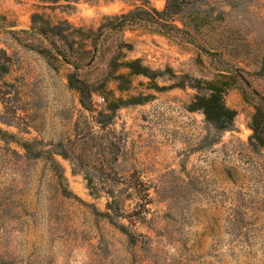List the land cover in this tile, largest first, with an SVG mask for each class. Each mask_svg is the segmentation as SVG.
<instances>
[{"label":"rangeland","instance_id":"rangeland-1","mask_svg":"<svg viewBox=\"0 0 264 264\" xmlns=\"http://www.w3.org/2000/svg\"><path fill=\"white\" fill-rule=\"evenodd\" d=\"M139 3L0 0L10 56L0 72V264H264V148L247 143L264 96V0H200L208 20L184 28L174 18L184 28L175 36L141 21L109 26L106 16ZM114 55L162 72L129 74L119 89L113 75L128 67L111 65ZM72 71L101 83L92 110L67 84ZM206 85L235 110L229 128L188 108ZM104 96L138 101L101 124ZM34 139L31 148L66 156L29 155L23 142ZM111 187L118 210L106 206Z\"/></svg>","mask_w":264,"mask_h":264},{"label":"trees","instance_id":"trees-1","mask_svg":"<svg viewBox=\"0 0 264 264\" xmlns=\"http://www.w3.org/2000/svg\"><path fill=\"white\" fill-rule=\"evenodd\" d=\"M55 1V0H50ZM200 0H164V4L161 8H156L152 5L148 4V0H140L139 4L134 5L132 8L128 10L116 14H112L106 16V19L114 20L111 27H121L123 24L132 23L136 21H141L144 23L152 24L161 31L171 35L172 28L174 30H184L185 26H187L191 20L198 19L200 22H205L208 20L210 16V11L207 9L199 10L197 7V2ZM174 18H178L182 23L183 27H178L174 23L170 22ZM193 26L196 23H192ZM101 25H105V22L100 23ZM117 55V54H116ZM116 55L112 56L110 60L111 65L121 64L128 67L127 72H120L114 74V78L116 79V86L119 89H125L128 87V75L129 74H143L148 76L149 78L154 79L156 75L160 74L162 70L159 69H151L150 67L143 65L139 62L138 58H132L129 60L116 61ZM10 59V56L6 54L5 50L0 48V72L8 69L7 60ZM74 66H77L76 64ZM169 70V69H166ZM173 76V75H171ZM196 83L194 86L198 85V79H194ZM67 84L78 92V101L79 103L87 108L92 110V104L90 102V92L91 90H96L101 83L92 87L89 86L82 80H79L72 71L67 75ZM154 87L162 88L167 85H157L156 83H152ZM182 84L180 81L170 83L168 85H180ZM208 88L207 93H196L194 94L192 100L188 103L189 109H200L203 117L206 121H208L212 127L216 130H223L229 128L232 124L233 116L235 114V110L228 107L223 101V90L220 85H206ZM102 88V86H101ZM104 98V109H99L95 113V121L98 123H105L109 121V118L112 112L121 104L138 101L136 96H129L125 99L123 98ZM248 127L251 129L247 137V143L250 145L252 149L264 148V96L258 95V103L254 105L253 111L250 113L248 122ZM33 143H41L40 140H32V141H24L23 146L26 149V152L31 156H36L38 153L45 151L49 153V156L52 153H58L66 156L65 150L61 149L59 151H55V148H46V149H34L31 148ZM45 145H50V142H45ZM54 161V166L59 167L57 169V176L61 179V168L56 160ZM93 183H88V186L92 188ZM108 194L111 199L106 202V206L108 208H116L114 210L119 209L118 199L115 198L116 193L114 189L111 187L107 189ZM122 230L127 233L126 228L121 225Z\"/></svg>","mask_w":264,"mask_h":264}]
</instances>
